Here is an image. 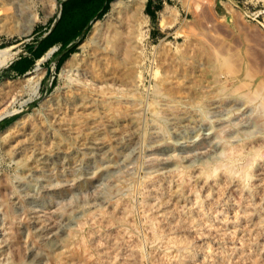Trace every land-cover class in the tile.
<instances>
[{
  "label": "rangeland",
  "instance_id": "obj_1",
  "mask_svg": "<svg viewBox=\"0 0 264 264\" xmlns=\"http://www.w3.org/2000/svg\"><path fill=\"white\" fill-rule=\"evenodd\" d=\"M111 5L0 83V264H264V0H145L143 27ZM59 8L0 0V48Z\"/></svg>",
  "mask_w": 264,
  "mask_h": 264
},
{
  "label": "crops",
  "instance_id": "obj_2",
  "mask_svg": "<svg viewBox=\"0 0 264 264\" xmlns=\"http://www.w3.org/2000/svg\"><path fill=\"white\" fill-rule=\"evenodd\" d=\"M61 1H63V4ZM113 1H110L111 4ZM103 5L104 0H60L59 12L63 7V14L53 31L47 35L59 16V12L48 27L43 26L44 30L38 28L33 33L32 39L26 44L21 53L0 68V83L28 74L38 63H42L47 68H56V63L62 57L65 48L79 39L84 29L94 19ZM97 20L99 19L93 21L92 27L98 22ZM73 54L71 53L64 61L66 62ZM47 80L48 77L40 81L38 85L40 94L47 90V84L45 83ZM9 117H1L0 123Z\"/></svg>",
  "mask_w": 264,
  "mask_h": 264
},
{
  "label": "bare ground",
  "instance_id": "obj_3",
  "mask_svg": "<svg viewBox=\"0 0 264 264\" xmlns=\"http://www.w3.org/2000/svg\"><path fill=\"white\" fill-rule=\"evenodd\" d=\"M144 1L145 0H132L131 2L129 3H126L125 0H114L113 3H112V7H111V13L114 14V15H118V13H124V16L125 18H127L130 21H138V24L137 26L138 27H143L145 22L144 18H143V15H142V12H143V7H144ZM161 17V16H160ZM133 19V20H132ZM162 19V18H160ZM163 19H165V16H163ZM163 21V20H162ZM108 21L106 23H101L100 21H98L94 26H93V29H92V32L90 34V39L89 41L90 42H96L97 39L101 36L102 32H103V28L105 26V24H107ZM147 23V22H146ZM133 26V25H132ZM32 27V26H31ZM28 28V27H27ZM86 42V41H85ZM91 43V44H92ZM84 47V46H83ZM16 51H13L10 47H4V48H0V67L6 65L8 62H10V60L14 57V54H15ZM12 61V60H11ZM37 73V72H36ZM30 78V77H29ZM31 79V78H30ZM40 79V78H39ZM37 83V82H35ZM93 98V97H92ZM90 99V98H88ZM113 99V98H112ZM86 101V99H85ZM96 101V100H95ZM88 103V102H87ZM103 103V102H102ZM83 104V103H82ZM89 104V103H88ZM73 105V104H72ZM85 105V104H84ZM74 106V105H73ZM68 108V107H67ZM169 108V107H168ZM172 108V107H171ZM71 109V108H70ZM10 111V110H9ZM14 111V110H13ZM13 111H10V112H7V114L9 113H12ZM77 111V110H76ZM74 112V110H73ZM82 112V111H81ZM182 112V111H181ZM6 114V112H5ZM76 114V113H75ZM178 114V112H177ZM175 114V115H177ZM2 115V114H1ZM4 116V115H2ZM181 116V115H180ZM170 118V117H168ZM172 119V118H171ZM68 121V120H67ZM75 121V120H74ZM62 122V121H61ZM72 122V121H71ZM185 122V121H184ZM108 123V122H107ZM77 124V123H76ZM57 125V123H56ZM62 125V124H61ZM94 125V124H93ZM96 126V125H95ZM104 126V125H103ZM56 127V126H55ZM66 127V126H65ZM70 127V126H69ZM94 127V126H93ZM100 127V126H99ZM80 128V127H79ZM95 128H98L95 127ZM101 128V127H100ZM60 129V128H59ZM66 129V128H65ZM70 129L72 130V128L70 127ZM75 129V128H74ZM85 129V128H84ZM69 130V129H68ZM78 130V129H77ZM89 131V130H88ZM95 131V130H94ZM65 132V131H64ZM67 132V130H66ZM73 132V131H72ZM55 133V132H54ZM81 133V132H80ZM69 134V133H68ZM71 134V133H70ZM90 134V133H89ZM64 135V134H63ZM59 136V135H58ZM71 136V135H69ZM78 136V135H77ZM80 137V136H79ZM82 137V135H81ZM85 137V135H84ZM75 138V137H74ZM78 138V137H76ZM75 138V139H76ZM88 138V137H87ZM93 139V138H91ZM81 140V139H80ZM94 140H96V138H94ZM93 140V141H94ZM87 141V140H85ZM84 141V142H85ZM77 142V141H76ZM80 142V141H79ZM97 142V141H96ZM59 144V142H58ZM90 145V144H89ZM25 145L23 143H21L19 140L17 141V143L15 144V149H16V152L18 153H21L22 151H24L25 149ZM84 147V145H83ZM54 148V147H53ZM81 148V147H79ZM56 150V149H55ZM53 151V150H52ZM58 152V151H57ZM41 153V152H40ZM58 154V153H57ZM51 156V154H50ZM43 159V158H42ZM45 159V158H44ZM43 159V160H44ZM29 166V165H28ZM27 168V167H26ZM29 171H33V166H30L29 167ZM28 171V172H29ZM35 171V170H34ZM4 186V185H3ZM7 189V188H6ZM2 192V191H1ZM3 193H4V190H3Z\"/></svg>",
  "mask_w": 264,
  "mask_h": 264
},
{
  "label": "trees",
  "instance_id": "obj_4",
  "mask_svg": "<svg viewBox=\"0 0 264 264\" xmlns=\"http://www.w3.org/2000/svg\"><path fill=\"white\" fill-rule=\"evenodd\" d=\"M110 1L111 0H104V5L103 7L100 9V11L95 15L94 18H99L101 17V15L109 8V5H110ZM150 2L151 0H147V5H146V11L147 13H150V15H153V11H151L149 9V5H150ZM61 3L63 4V1H61ZM62 14H63V7H61L60 9V12H59V16L57 17L56 21L54 22L53 26L51 27L49 33L47 35H49L53 29L55 28V26L58 24V22L60 21L61 17H62ZM85 16V15H84ZM54 19V18H53ZM53 19L49 22V24L53 21ZM48 24V26H49ZM91 25V22L90 24L84 29L83 31V34L79 37V39L73 41L68 47L65 48L63 54H62V57L58 60V62L56 63V68H59L62 64V62L75 50L76 46L78 45L79 41L83 38V36L85 35L86 31L89 29ZM47 26V27H48ZM38 29V28H37ZM35 29L34 32L37 30ZM46 35V36H47ZM29 48V46H27ZM45 50V49H43ZM74 53V52H73ZM55 82V79L53 78L51 80V84H53Z\"/></svg>",
  "mask_w": 264,
  "mask_h": 264
},
{
  "label": "water",
  "instance_id": "obj_5",
  "mask_svg": "<svg viewBox=\"0 0 264 264\" xmlns=\"http://www.w3.org/2000/svg\"><path fill=\"white\" fill-rule=\"evenodd\" d=\"M3 117V116H2ZM1 118V117H0Z\"/></svg>",
  "mask_w": 264,
  "mask_h": 264
}]
</instances>
